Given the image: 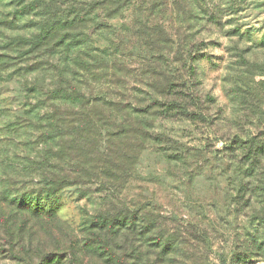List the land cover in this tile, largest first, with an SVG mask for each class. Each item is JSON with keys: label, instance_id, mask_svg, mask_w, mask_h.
Masks as SVG:
<instances>
[{"label": "rangeland", "instance_id": "obj_1", "mask_svg": "<svg viewBox=\"0 0 264 264\" xmlns=\"http://www.w3.org/2000/svg\"><path fill=\"white\" fill-rule=\"evenodd\" d=\"M118 1L125 5L105 21L112 26L106 29L102 0L69 3L87 16L71 30H84V45L76 53L94 62L80 75L102 77L106 39L126 35L120 30L130 24H137L131 35L161 30L156 47L168 45L158 50L166 61L154 62L160 71L143 66L134 39H124L122 55L115 57L121 89L114 91L149 105V114L132 116L130 131L119 141L124 151L133 148L130 170L116 173L112 182L92 173L89 183L49 193L42 174L51 178L53 168L23 165L19 158L34 155L42 141L41 124L28 123L25 105L44 98L26 89L33 83L42 93L51 91L70 76L59 79V70L47 72L43 63L60 34L48 23L59 17L60 6L50 4L49 12L44 0H0V264L29 259L48 264L42 253L56 251L61 258L78 247L80 254L94 240L91 235L103 243V227H93L92 221L106 214L120 221L134 218L136 227L107 228L126 229L134 239L136 228L159 227L175 250L165 264H264V159L255 156L258 139L254 147L250 141L264 140V0ZM89 6L98 13L87 14ZM95 23L101 24L97 30ZM165 80L174 86L164 88ZM150 81L157 86L153 90ZM106 85L101 80L93 93L102 95ZM12 127H21L17 135L10 134ZM256 167L261 183L248 176ZM46 192L50 196L32 210L11 205L13 199L36 200Z\"/></svg>", "mask_w": 264, "mask_h": 264}, {"label": "trees", "instance_id": "obj_2", "mask_svg": "<svg viewBox=\"0 0 264 264\" xmlns=\"http://www.w3.org/2000/svg\"><path fill=\"white\" fill-rule=\"evenodd\" d=\"M37 1V0H36ZM44 4L47 10L51 12L53 7H49L50 4H58L60 6L58 10V16L54 17L53 22L48 23L52 27H59L60 34L57 40L52 45L53 49L48 51L44 56L46 59L43 62L45 70L47 72H60L59 79L65 78V74H69L68 83L62 86L55 84L51 91L40 92L33 83L26 89L27 94H33L36 98H44L43 101L26 103L28 106L25 114L29 124L36 121L39 125L40 133L39 141L40 148L34 149L35 154H28L26 157H20L21 164L34 165L37 169H45L51 166L49 171L51 178L42 174L47 181L49 193L54 192L62 187L69 185H79L89 183L93 179L92 173L102 176L103 182H112L118 180L116 173L124 174L130 170L129 164L132 158L131 151L133 148L124 151V147L120 145V140L124 135L130 131V125L127 124L131 120L133 115L149 114L147 107L141 103H134L137 99L130 98L114 91L113 88L121 87L117 81V69L113 64H116L119 47L125 43L124 39H127L129 43L133 42L139 47L141 60L143 66L148 67L151 71H160L158 67L154 65L157 61H166V57L162 55L158 50H165L168 45H160L157 49V43H161L162 40L158 38L161 34V30L155 29L151 35L145 33H139L131 35V29L137 24H130L125 30L126 35H119L116 40H107V45L102 48V77L97 75L87 76L81 72L87 73V70L93 69L94 64L92 59L83 57L76 53L81 51V45H84V30L83 32H72V28L76 25H80L86 20V15L82 14V10L74 8L69 0H44ZM91 2V1H90ZM125 4L119 3L118 0H102V29H106L112 26L105 21L109 18L115 17L116 12L120 11ZM87 14L98 13L91 9ZM100 13V12H99ZM96 16V14H95ZM95 29H99L100 23H95ZM148 23H141L139 27H147ZM149 25V24H148ZM66 27L64 32H62ZM114 28V27H113ZM68 30V31H67ZM67 32V33H66ZM46 36V34H45ZM31 39V44L40 42L39 38ZM131 36L132 39H131ZM134 39V40H133ZM41 40V39H40ZM126 41V42H127ZM171 44V41H169ZM170 46V45H169ZM80 48V49H79ZM159 54V55H158ZM144 55V56H143ZM168 60V59H167ZM111 62H113L111 64ZM146 76L145 79H149L153 76ZM122 82L123 87H126V76ZM101 80H104L107 84L102 88V95H95L93 93L94 88L101 84ZM144 80V79H143ZM140 80V82H144ZM158 80V78H154ZM148 84L150 89H155L157 86L151 81ZM162 86L166 89H170L174 86L173 82L165 80ZM139 91L138 89H132ZM180 99L178 98L176 102ZM180 104H185L183 101H179ZM175 105V104H174ZM183 111H187L189 108L183 105H176ZM173 109V106H169ZM15 116V115H14ZM102 118V121H100ZM116 119L120 121L116 124ZM19 124V123H17ZM27 128H31L29 125H25ZM21 127L16 129L12 127L9 129L10 134L17 135ZM257 146V156L260 160L264 159V140H260V136L252 138L253 147ZM260 142V143H259ZM38 143V142H37ZM36 143V145H37ZM102 143V145H101ZM249 143V142H248ZM35 145V146H36ZM31 155V156H30ZM53 159V160H52ZM9 162V160H7ZM53 163H56L53 166ZM127 164V165H126ZM57 174H54V171ZM261 168H254L249 177L253 182H260L259 176L261 175ZM115 178V179H114ZM42 195L36 200L26 201L13 199L12 206H17L18 210L23 208L32 210L31 208L35 204L41 205L40 200H44L50 196L49 193ZM42 206V205H41ZM102 221H95L93 227H103L102 236L106 237L102 241L97 235L94 240L87 243L85 246L91 248L89 252L88 260L85 261V251H81L77 254L76 251L70 253V255L61 256L58 258V253H42L40 257H43L48 264H165L169 258L175 255L172 242L163 237L162 231L159 227H150L147 229H141V227L133 230V235L136 234V238H130V233L119 229H107L112 227H136V220L134 218L128 221L129 218L126 215L121 221L119 216L108 215L102 216ZM128 221V222H127ZM127 224H129L127 226ZM104 230V231H103ZM160 230V231H159ZM97 236V237H96ZM74 237H70V244L74 243ZM77 243V242H76ZM14 254V250L11 251ZM46 254V255H45ZM49 254V255H48ZM49 257V258H48ZM58 258V259H57ZM84 259V261H81ZM159 261V263H157ZM23 264H34L30 259Z\"/></svg>", "mask_w": 264, "mask_h": 264}]
</instances>
